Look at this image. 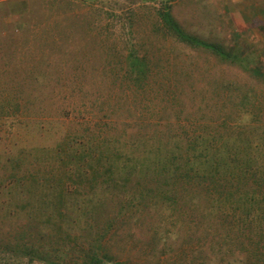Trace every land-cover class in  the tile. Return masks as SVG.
Wrapping results in <instances>:
<instances>
[{
  "label": "rangeland",
  "instance_id": "1",
  "mask_svg": "<svg viewBox=\"0 0 264 264\" xmlns=\"http://www.w3.org/2000/svg\"><path fill=\"white\" fill-rule=\"evenodd\" d=\"M165 9L186 32L236 58L222 60L182 42L164 26L159 13ZM131 52L150 64V86L129 82ZM246 96L250 108L244 107L262 113L264 122V0H0V183L63 169L52 152L66 143L60 134L78 136L92 125L116 131L123 142L135 134L174 142L180 130L239 122ZM9 105L24 112L12 131L5 122ZM43 146L49 153H39ZM142 182L147 186V178ZM132 190L109 199L98 219L72 213L63 229L57 222L50 233H40L24 213L9 219L0 202V249L4 241L32 234L49 263L77 264L108 232L107 247L128 264L256 258V239L220 218L206 192H187L172 211L148 207L140 193L139 206H129ZM0 192L6 199L7 190Z\"/></svg>",
  "mask_w": 264,
  "mask_h": 264
},
{
  "label": "trees",
  "instance_id": "2",
  "mask_svg": "<svg viewBox=\"0 0 264 264\" xmlns=\"http://www.w3.org/2000/svg\"><path fill=\"white\" fill-rule=\"evenodd\" d=\"M159 15L166 29L182 42L211 50L222 60L236 58L223 46L186 32L170 9L160 10ZM145 59L132 52L127 56L125 73L133 87L144 81L150 86V64ZM248 98L243 97L238 106L239 122L223 121V127L209 131L180 130L174 142L162 141L159 136L150 141L137 134L123 142L116 131L102 132L92 125L87 126V133L78 136L60 134L61 141L66 143L52 150L63 168H57L59 173L51 167L54 172L52 169L31 172L0 183V189L7 190L4 193L7 198L0 200L6 216L16 221L20 218L18 214L24 213L40 233H50L57 222L63 229V223L68 224L65 217L74 218L72 213L80 218L87 216L91 221L98 219L105 214L107 201L119 197L123 190L128 192L129 186L133 188L129 192V206H139L136 200L140 193V197L146 196L150 202L148 207L172 211L189 191L200 190L215 201L220 218L233 220L230 223L234 229L248 232L252 240L256 239L252 250L256 258L245 264H264V122L262 113L258 115L244 107H248L245 104ZM249 113L251 119L246 121ZM6 116V125L12 131L15 125H21L24 112L9 105ZM49 148L43 146L38 151L46 154ZM143 178H147V186ZM107 234L91 243L82 261L76 263L128 264L107 247ZM31 237L4 241L0 264H59L55 260L49 263L47 251L44 255L40 244Z\"/></svg>",
  "mask_w": 264,
  "mask_h": 264
}]
</instances>
